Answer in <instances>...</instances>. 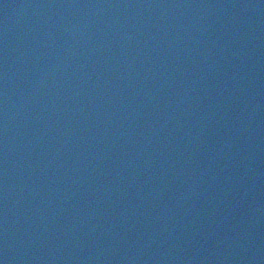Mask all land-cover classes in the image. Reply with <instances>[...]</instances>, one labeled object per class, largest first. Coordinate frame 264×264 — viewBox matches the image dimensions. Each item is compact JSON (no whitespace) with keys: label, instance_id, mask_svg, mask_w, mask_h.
Listing matches in <instances>:
<instances>
[{"label":"water","instance_id":"water-1","mask_svg":"<svg viewBox=\"0 0 264 264\" xmlns=\"http://www.w3.org/2000/svg\"><path fill=\"white\" fill-rule=\"evenodd\" d=\"M263 5L0 0V262L138 264Z\"/></svg>","mask_w":264,"mask_h":264},{"label":"snow or ice","instance_id":"snow-or-ice-1","mask_svg":"<svg viewBox=\"0 0 264 264\" xmlns=\"http://www.w3.org/2000/svg\"><path fill=\"white\" fill-rule=\"evenodd\" d=\"M0 264H2V262H0Z\"/></svg>","mask_w":264,"mask_h":264}]
</instances>
